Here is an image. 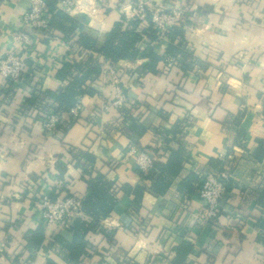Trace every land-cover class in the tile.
<instances>
[{
    "label": "crops",
    "instance_id": "obj_1",
    "mask_svg": "<svg viewBox=\"0 0 264 264\" xmlns=\"http://www.w3.org/2000/svg\"><path fill=\"white\" fill-rule=\"evenodd\" d=\"M124 1L83 0L82 14L67 15L101 36L126 16ZM144 1L187 3L193 10L184 35L197 60L192 72L184 75L179 60L165 61L158 64V75L144 73L137 79L135 72L146 59L116 66L100 61L101 75L87 82L96 93L79 99L83 112L65 135H49L41 124L14 114L35 92L63 88L56 74L64 61L78 55L95 60V52H81L74 39L54 29L52 37L38 40L34 57L25 60L29 77L23 88L9 96L0 75V264H72L64 245L52 244L49 234L37 246L31 244L40 226L24 182L49 175L51 184L65 180L69 194L85 199L87 180L96 172L118 188V204L100 223L110 240L89 235L93 255L84 264H173L176 249L185 243L193 249L182 264H264V229L259 226L264 220V0ZM30 3L0 0V58L12 50L11 33ZM166 48L156 46L161 54ZM107 67L127 76L119 87L131 102L129 112L101 110L115 95L106 83ZM132 75L134 85L127 83ZM135 124L147 128L136 143L131 139ZM131 144L153 152L157 166L181 153L179 172L162 178L168 183L165 190L155 189L159 169L151 178L135 169L128 155ZM220 154L226 156L224 163ZM219 162L232 177L218 220L205 226L196 219L202 207L198 184ZM137 191L143 194L138 206ZM57 234L68 243L73 239L69 230Z\"/></svg>",
    "mask_w": 264,
    "mask_h": 264
},
{
    "label": "built area",
    "instance_id": "obj_2",
    "mask_svg": "<svg viewBox=\"0 0 264 264\" xmlns=\"http://www.w3.org/2000/svg\"><path fill=\"white\" fill-rule=\"evenodd\" d=\"M60 1L58 8L64 13H83V7L79 6L77 0ZM47 3V0H31L30 8L23 14L20 26L11 33L12 50L0 58V75L9 96H12L27 83L29 72L25 60L34 57L38 40L42 37L49 38L47 32L50 31V16ZM122 11L129 20L138 19L144 24L150 22L157 30L156 44L158 45L167 44L172 29L175 26L185 25L191 15L190 6L187 3L154 6L149 1L141 0H137L136 3L126 0ZM80 60L85 61V58ZM105 72H107L106 83L114 87L115 95L102 106V112L106 113L111 110L129 112L132 108L131 102L119 87L123 85V79L127 76L123 71H118L113 67H107ZM33 87L29 86L27 91H32ZM58 108L59 105L55 101L41 94L36 105L32 108L25 107L23 103L14 114V118H24L30 124L39 123L47 134L53 135L57 132L58 126L72 125L83 112L80 100L68 112L56 111ZM99 130L104 131L102 126H99ZM128 155L134 160L135 169L142 176H148L153 172L157 161V156L153 152L131 144ZM218 159L224 163L226 161L225 154H220ZM231 177L229 171L222 166L201 177L197 197L202 207L196 214V219L201 224L215 225L220 216L221 202L227 195V186ZM24 183L32 195V200L35 201L37 223L45 234L50 236L55 232L69 230L76 219L84 218V198L73 194L67 195L68 188L65 180H54L51 184L49 175H47L40 177L36 183L29 182V180H25Z\"/></svg>",
    "mask_w": 264,
    "mask_h": 264
},
{
    "label": "trees",
    "instance_id": "obj_3",
    "mask_svg": "<svg viewBox=\"0 0 264 264\" xmlns=\"http://www.w3.org/2000/svg\"><path fill=\"white\" fill-rule=\"evenodd\" d=\"M47 1L48 14L50 16L48 37H52L54 29H59L65 32L68 37L70 36V38L74 39L80 50H91L96 54L95 60L89 58L87 61H83L80 60L78 55L74 57L73 61H64L60 65L61 68L57 72L56 77L59 81L65 83V85L57 93L48 91L43 94L59 105L56 111L68 112L77 104L80 98L85 95L92 96L96 93V90L87 86V82H94L101 75L102 63L100 61L108 62L111 66H116L118 63L124 61L146 59L147 64L135 72L137 79L138 76H142L144 73H146L144 75H158L157 66L160 62L179 60L178 62L184 75L192 72L194 63L197 62L193 54L194 52L188 51V44L184 38L185 27L192 23L191 19L194 15L192 9L190 20L185 25L175 26L172 29L167 48L161 54L156 50V46L158 45L156 44L158 38L157 30L153 28L150 22L144 24L138 19L129 20L126 16H122L121 21L115 23L109 32L98 36L85 30L82 24H79L74 18L61 11L58 8L60 0ZM141 45L145 46L143 50L140 49ZM28 75L27 77H29ZM132 80L135 81L133 75L130 79L127 78V83L132 85ZM39 98L40 95L35 92L31 97L25 99L24 106L27 108L34 107ZM71 126H58L56 133L65 135ZM131 130L133 134L131 135V139L135 143L147 132V128L139 124L132 126ZM83 157L95 162L88 154H83ZM181 160V153L177 152L173 154L172 159L166 166L155 165L153 172L148 176H144V178H151L159 169L160 180L157 178L155 189L163 191L168 186V183H165L163 179L168 175H174L179 172ZM216 168H221L220 162L216 165ZM87 184L89 195L83 201L84 218L76 219L69 229V232L73 235L72 241L70 243L65 242L57 233H53L54 235L52 234L49 237L52 244L57 242L64 245L68 252L69 261L72 264H84L86 258L93 255L89 248L91 246L88 240L89 235L102 234L106 239L110 240V233L100 223L113 213L118 204L116 198L118 188L115 189V185L108 181L105 174L96 172L94 178L87 180ZM128 189L130 188L125 187L127 192ZM66 191L67 195H69L68 189ZM142 197L143 194L137 191L135 200L137 206L140 205ZM259 226L264 229V220ZM33 238V240L32 237L30 239L33 246H37L45 240V234L41 227L34 234ZM192 249V245L189 243H185L180 248H177V257L173 264H182Z\"/></svg>",
    "mask_w": 264,
    "mask_h": 264
},
{
    "label": "rangeland",
    "instance_id": "obj_4",
    "mask_svg": "<svg viewBox=\"0 0 264 264\" xmlns=\"http://www.w3.org/2000/svg\"><path fill=\"white\" fill-rule=\"evenodd\" d=\"M78 2H79V6L80 7H85V4H84V2H83V0H77ZM144 1V0H143ZM137 2V0H134V1H132V3H136ZM104 3V2H103ZM130 3V2H129ZM129 3H128V5H129ZM124 4H125V1H124ZM103 4L102 3H99V5H97V8H96V10H100V7L102 6ZM134 5V4H133ZM155 6V5H154ZM82 9V8H81ZM82 14V13H81Z\"/></svg>",
    "mask_w": 264,
    "mask_h": 264
}]
</instances>
